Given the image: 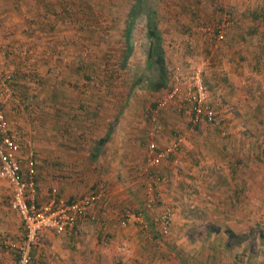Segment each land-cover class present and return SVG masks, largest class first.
Returning a JSON list of instances; mask_svg holds the SVG:
<instances>
[{
  "label": "rangeland",
  "instance_id": "374dc122",
  "mask_svg": "<svg viewBox=\"0 0 264 264\" xmlns=\"http://www.w3.org/2000/svg\"><path fill=\"white\" fill-rule=\"evenodd\" d=\"M132 7L138 11L126 40L123 33ZM147 17L161 37L167 79L160 85L154 62L147 55L151 43ZM223 18L228 24L223 38L217 39L213 30ZM229 44L234 49L227 51ZM261 45L264 0H0V108L10 131L32 143L37 181L45 189L44 197L53 187L61 190L55 183L60 181L54 178L72 167V156L80 153L88 157L86 146L50 148L52 139L61 142L59 145L64 141L63 133L53 129L54 117H60L59 127L64 123L62 114L70 118L65 125L68 141L80 142L94 128L100 136L105 126H134L133 139L139 140L134 148V165L141 162L142 171L146 132L152 125L149 112L172 87H177L176 95L159 110L157 144H166L168 136L179 134L178 152L188 140L183 149L187 158L194 160L195 179L187 181L183 192L173 195L175 201L165 203L152 215L151 221L168 208L169 230L165 235H160L155 225L154 232L141 235L144 218L143 223H127L136 226L130 228L134 229L131 236L149 240L144 248L140 239L137 245L128 240L117 242L128 232L118 221L119 234L113 241L107 239L106 246L113 245L120 254L111 258L107 254L102 264H127V254L122 251L133 247L140 251L136 260L129 257L135 264H264ZM196 72L204 82L207 100L221 118L224 134L207 123L191 124L190 106L184 98L193 91ZM168 111L177 114L169 133L164 131L162 120ZM158 138L166 142L159 144ZM25 152L23 147L22 158ZM52 162L54 177L47 168ZM229 163L238 167L237 175L231 172V178ZM173 166L185 172L178 161ZM95 181L104 180L97 177ZM240 185H244L242 190ZM0 190L4 191L1 200L7 208L10 188L1 177ZM163 199L162 194V200L145 207L144 194L143 206L153 208L164 203ZM240 208L247 210L244 224L233 216L239 215ZM119 209H114L116 216ZM98 210L104 217L105 210ZM147 245L156 256L150 249L147 254L152 257L141 254ZM168 245L175 254L171 258L164 249Z\"/></svg>",
  "mask_w": 264,
  "mask_h": 264
},
{
  "label": "crops",
  "instance_id": "0c3cea01",
  "mask_svg": "<svg viewBox=\"0 0 264 264\" xmlns=\"http://www.w3.org/2000/svg\"><path fill=\"white\" fill-rule=\"evenodd\" d=\"M241 36L242 35H240V37ZM231 46L232 45L229 44L227 51L234 49V47L231 49ZM261 46L262 48L264 47L263 45ZM238 50H241V48H238ZM166 113L167 116L162 120L164 121V131L169 133L173 131V122L177 120V114L171 111ZM61 117L62 122L64 121L63 126L59 127L60 117L58 120L54 117L53 123L56 124V126L53 129L63 133L64 141L62 145H59L61 142L52 139L53 141H50V143L52 142L54 145H51L50 148L86 146L87 149H89L87 158L81 156L80 153L75 154L71 157L72 167H68V171H63L60 177L54 178L60 181H55L61 189L58 192L66 200H71L80 194L91 191L97 182L95 179L98 177L105 181L110 192L107 197L108 200L106 198L99 204H96L95 210L99 211L98 209L102 208L105 210L106 214L104 217L101 216L102 218L100 217L101 219L99 218L96 221H82L73 229L64 233H54L48 229L41 230L34 245L30 249L31 261L33 264H102V262H105L107 254H110V258L113 254H120L117 251H114L113 245H111L112 247L106 246L107 239L110 238L111 241H113V238L115 237L114 235L119 232V230H117L119 228V223L116 212L114 211L116 206L121 208L122 205H125L134 212L137 211L143 214V217L145 218L144 224H140L141 226L139 228L141 235L143 232H154L152 221L150 220L152 215L156 214L159 209L165 207V203L168 204L175 201L173 200V195H177L179 190L180 193L183 192L182 188H185V186L188 185L187 181L190 179L193 181L195 179L192 173L195 168L194 165H192L194 160L191 158L189 160L186 154H184L183 149L184 145H187L190 142H188V140L185 141L180 151H176L169 158L160 161L157 164L155 171H153L149 176L144 174V167H142L141 171V162L134 165L136 157V154L134 155V148L139 144V142H137L139 140L133 139L135 134V132L133 133V129L135 128L134 126L132 127L128 124L124 126L118 124L115 128H113L112 125H109L108 127L105 126L104 128L102 127L104 133L100 136H97V131L94 128V130L89 131V133L86 134L84 139L80 140V142L68 141L69 139L66 136L67 130L65 125H68L70 118L65 114H62ZM113 131H116L117 133L114 135ZM112 137L114 140H112ZM168 138V140H170L172 136H168ZM165 142L166 141L163 140V138H158L159 144H163ZM21 151L22 150L19 152L20 156ZM82 159H84L83 162ZM176 161L182 165L185 172L179 170L178 166H173ZM52 163H48L49 166L47 168L52 174V177H54L56 175V173H54L56 170H53L52 167L55 164ZM229 164L231 165L229 168L231 171L230 173L228 172V177L231 178L232 175H237L236 172L238 167H233V164ZM233 169H235L234 172ZM231 172L232 175L230 176ZM157 179L158 182L156 181ZM152 182L155 183V188L162 192L164 203H157L153 208H144L143 202L146 191L145 189H147ZM252 183L253 182H251V184ZM243 188L244 185H240L239 189L242 190ZM3 193L4 191L0 190V264H13L17 256L15 252L11 251L12 249L4 245L3 241L5 240L10 244L12 243L16 245L18 242H21V239H23L24 230L18 214L15 211L10 210L8 207H4V203L1 200V196L4 195ZM44 196L45 189L39 187L38 185L36 202L43 203L49 194L46 197ZM175 206L176 204L173 205L174 210L172 217H175V211L177 209ZM238 211H240L239 215L235 216L234 214L233 216L236 219H239L241 224H244V216L247 210H242V208H240ZM114 213L116 217L113 216ZM233 220L235 219L233 218ZM137 226L139 227V225ZM120 227H126L125 229H128V232L123 230L125 231V237L122 238L125 239L117 242L128 240L129 243L137 245L140 238L137 239L136 237L131 236L132 230H134L136 226L127 224L125 226L120 225ZM131 227L134 229L130 230ZM146 235H148V238L151 239L149 234ZM140 241L142 247L144 248L146 246L144 242H148L149 240L144 237L141 238ZM146 248L141 254L145 257L147 256V258L152 257L147 254L150 253L148 250H152L153 253L155 250L148 245ZM164 249L166 253L168 252V258L175 255L171 251V246L168 245V248ZM117 250L119 249L117 248ZM122 252L127 254H125L127 264H135V261H132L129 257H133L136 260V252L139 253L140 251H135L133 247V250H125V252ZM154 256H156L155 253Z\"/></svg>",
  "mask_w": 264,
  "mask_h": 264
},
{
  "label": "built area",
  "instance_id": "2783aa9c",
  "mask_svg": "<svg viewBox=\"0 0 264 264\" xmlns=\"http://www.w3.org/2000/svg\"><path fill=\"white\" fill-rule=\"evenodd\" d=\"M227 24L228 19L226 18L219 21L214 32L217 39L223 38ZM205 89L199 72H196L193 91L184 98V102L190 106L191 124L207 123L215 126L224 134L220 126L221 118L217 115L214 106L207 100ZM176 91L177 87H172L149 112L152 125L147 132V149L143 166L144 172L149 176L157 163L169 158L179 149L182 138L179 134L173 135L166 144H157V135L160 132L157 117L159 110L176 95ZM23 147L26 149L24 158L19 155ZM35 167L36 154L31 141L10 131L4 112L0 108V177L7 182L10 188L8 207L18 214L24 230V237L20 244L15 245L3 241L6 247L14 249L17 256L14 264H31L30 249L41 230L48 229L56 233H64L82 221L99 219L104 212L96 211L95 205L105 200L110 192L106 183L99 181L91 191L66 200L59 194L57 188L53 187L47 199L43 203H37L38 181ZM159 200H162V192L156 189L155 183L152 182L145 191L144 205L150 207ZM118 214L117 220L121 226H125L128 222L143 223L144 220L142 213L125 207L120 208ZM169 217L168 208L153 216L152 225L157 227L160 235L168 232Z\"/></svg>",
  "mask_w": 264,
  "mask_h": 264
},
{
  "label": "trees",
  "instance_id": "16d2710c",
  "mask_svg": "<svg viewBox=\"0 0 264 264\" xmlns=\"http://www.w3.org/2000/svg\"><path fill=\"white\" fill-rule=\"evenodd\" d=\"M136 11H138L135 8H131L128 14V20L127 24L124 29V38L127 40L128 34H129V29L132 23V19L136 14ZM146 32L151 39V43L148 48V60L153 61L155 65V69L157 72V83L160 85V83H166L167 79V71L165 68V63L163 59V50L161 46V37L158 28H156L155 23L151 19V17H147L146 20ZM215 32V29L213 30V33ZM129 44L127 45L126 51L129 52ZM125 58V57H124ZM154 84V82H153ZM226 232L231 235L232 231L226 230Z\"/></svg>",
  "mask_w": 264,
  "mask_h": 264
}]
</instances>
